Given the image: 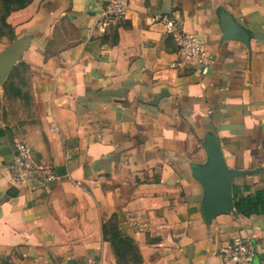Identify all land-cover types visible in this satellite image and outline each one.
Returning a JSON list of instances; mask_svg holds the SVG:
<instances>
[{
    "label": "crops",
    "instance_id": "0c3cea01",
    "mask_svg": "<svg viewBox=\"0 0 264 264\" xmlns=\"http://www.w3.org/2000/svg\"><path fill=\"white\" fill-rule=\"evenodd\" d=\"M108 1L32 0L7 20L29 44L0 89V264H119L109 223L140 264H223L236 236L264 264V214L207 218L196 176L215 142L242 173L234 202L264 188V0H130L106 25ZM163 17L206 41V77L171 67ZM17 142L52 181H13Z\"/></svg>",
    "mask_w": 264,
    "mask_h": 264
},
{
    "label": "built area",
    "instance_id": "2783aa9c",
    "mask_svg": "<svg viewBox=\"0 0 264 264\" xmlns=\"http://www.w3.org/2000/svg\"><path fill=\"white\" fill-rule=\"evenodd\" d=\"M129 9L130 0H110L104 7L100 22L106 25L122 22L126 19ZM162 21L177 44L176 58L171 67L191 72L199 78L206 77L212 62L206 41L196 33L183 32L176 19L163 17ZM9 169L15 183L39 181L47 184L55 177L51 169L36 164L32 149L22 142L15 144V155ZM256 252L254 241L236 236L220 250V255L223 264H254Z\"/></svg>",
    "mask_w": 264,
    "mask_h": 264
},
{
    "label": "water",
    "instance_id": "95a60500",
    "mask_svg": "<svg viewBox=\"0 0 264 264\" xmlns=\"http://www.w3.org/2000/svg\"><path fill=\"white\" fill-rule=\"evenodd\" d=\"M240 36L243 33L235 27ZM28 41L18 39L0 52V89L8 79L13 66L20 60L28 47ZM209 162L199 169L197 178L206 186L207 195L204 202V214L210 218L219 213H230L234 210L233 180L240 176V171H229L224 163L222 153L213 142L208 146Z\"/></svg>",
    "mask_w": 264,
    "mask_h": 264
},
{
    "label": "trees",
    "instance_id": "16d2710c",
    "mask_svg": "<svg viewBox=\"0 0 264 264\" xmlns=\"http://www.w3.org/2000/svg\"><path fill=\"white\" fill-rule=\"evenodd\" d=\"M29 4V3H28ZM27 4V5H28ZM25 3L21 4L20 9L25 8ZM9 10V9H8ZM14 39V33H12L11 40ZM236 212L240 215L250 218L254 215L264 214V188L257 192L255 196L238 197L234 202ZM104 239L111 243L113 251L117 257V262L130 257V253H134V257L137 258V263H141V257L137 248L131 238H123L116 224L109 223L103 225Z\"/></svg>",
    "mask_w": 264,
    "mask_h": 264
},
{
    "label": "rangeland",
    "instance_id": "374dc122",
    "mask_svg": "<svg viewBox=\"0 0 264 264\" xmlns=\"http://www.w3.org/2000/svg\"><path fill=\"white\" fill-rule=\"evenodd\" d=\"M32 0H0V46L1 48L8 47L11 43V36L13 29L8 24L7 20L9 16L20 10L21 4L27 5ZM9 9V10H8ZM130 257L120 260L121 264H136L137 258L134 257V253L131 252Z\"/></svg>",
    "mask_w": 264,
    "mask_h": 264
}]
</instances>
